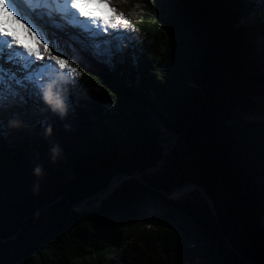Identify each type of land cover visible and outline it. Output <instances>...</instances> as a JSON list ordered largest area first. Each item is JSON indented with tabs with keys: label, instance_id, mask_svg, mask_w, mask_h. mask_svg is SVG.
<instances>
[{
	"label": "trees",
	"instance_id": "1",
	"mask_svg": "<svg viewBox=\"0 0 264 264\" xmlns=\"http://www.w3.org/2000/svg\"><path fill=\"white\" fill-rule=\"evenodd\" d=\"M148 3L124 13L135 27L114 30L125 39L95 55L100 70L71 63L82 75L67 78V123H49L61 166L43 115L21 144L0 121V264H193L194 248L199 264H264V15L255 0H176L167 14ZM133 173L150 186L132 177L77 206ZM188 182L221 228L206 199L168 196Z\"/></svg>",
	"mask_w": 264,
	"mask_h": 264
},
{
	"label": "snow or ice",
	"instance_id": "2",
	"mask_svg": "<svg viewBox=\"0 0 264 264\" xmlns=\"http://www.w3.org/2000/svg\"><path fill=\"white\" fill-rule=\"evenodd\" d=\"M53 4L56 5V11L66 15L69 24L87 33L90 38L107 32L109 28L135 27L123 13H117L107 0H0V58L5 64L19 66L18 71L22 73L18 75L16 71L0 64V106L16 101L26 102L24 92L43 98L41 88L49 75L56 73L53 70H64L73 77L82 75L68 59L62 58L63 53H52L49 43H53L58 52L60 46L48 41L45 33L34 22V16L42 14L39 11L41 7ZM51 11L49 7L46 14L51 15ZM80 17L87 19L81 20ZM93 26L100 32L93 31ZM107 43L104 41L103 45ZM14 46L17 49L15 51L12 50ZM88 46L94 50V55L111 58L110 49L100 42L92 40ZM45 55L49 62L36 64L37 60H44Z\"/></svg>",
	"mask_w": 264,
	"mask_h": 264
},
{
	"label": "rangeland",
	"instance_id": "3",
	"mask_svg": "<svg viewBox=\"0 0 264 264\" xmlns=\"http://www.w3.org/2000/svg\"><path fill=\"white\" fill-rule=\"evenodd\" d=\"M255 1L257 2L256 14L260 15L263 13V15H264V8L260 6V2L258 0H255ZM144 2L145 3L149 2L148 4H150L149 6L146 7L147 10L154 11L155 13H157V12L159 13L162 11V12H166V14H167V13H172V11L174 9V5L176 3V0H107V3L111 7H114L117 10V13H123V14L124 13L131 14V11L137 8L136 5L138 3H144ZM43 8L44 7H41L39 10H42ZM253 16H254V14L252 15V17ZM34 22H36L37 25L40 28H42V31L45 33L46 36L51 35L50 38L53 37V38L58 39L57 38V36H59V35H57L58 30L53 25H51L50 23H46L44 21H41V22L34 21ZM49 24L51 25V27ZM118 28H116V29L109 28L107 32H101V34L99 36L91 37V38L89 37V35L87 33H85V36L84 35L83 36L85 38L87 37L86 39L88 42L85 45L82 44L81 46H76L73 44H69L67 41H65L61 37V39L57 40L58 41L57 44L60 46L59 52L57 51V48L54 46L53 43H49V47L52 49L53 54L61 55V53H63L62 58L68 59L70 63H72L76 66H79L82 68L83 67H89L91 69L100 70V66L98 64V61L95 58V55H94V50L88 45H90L92 40H95L96 42H100L102 44V46H105V45H103L104 41H107L109 43V41L111 39H118L121 37L118 41H124L125 36H124V33L122 31H119L118 36H116V34H114V30H119ZM92 30L95 32H100V29H97L95 27H93ZM76 31L79 33L81 30L77 29ZM47 38H48V36H47ZM80 41H82V40L80 39ZM262 51L264 54V47L262 48ZM74 52H75V55H74ZM37 61L41 62L43 60H37ZM48 62L49 61L47 59V56L45 55L43 64H46ZM53 71H55L56 73H62L66 78H68V76H69L66 74V71H64V70L56 69ZM21 75H22V73H21ZM260 104H261V109H262L261 112L262 113L261 114L257 113V115L254 116V118L257 121L264 120V115H263L264 114V102H260ZM40 106H42V104L39 103V98L37 99V97H34L33 99L27 98L26 102H24V103L16 101V102L4 105V106H0V121L4 125V128L7 130V132L10 134V137H12L11 140L13 142L21 144V143H24V139L26 140L27 138L31 137L32 135H35L36 131H35V124L34 123L37 121L38 116L43 115V118L45 119L43 131H45V134L48 135L49 144L54 146V147H57L55 141L51 138L50 134L47 133V129L50 127L49 126L50 118H55L56 115H58V114H57V112H54L49 105H43L42 106L43 108H40ZM157 113L160 114L161 110H157ZM64 116H65V118L63 117L64 123H67L68 119L66 120V118H67L68 114L66 113V115H64ZM12 121H17L18 126H12V124L10 123ZM163 123H164L163 120L158 121V123L156 122L158 127ZM113 130H118V127L114 126ZM118 131H120V130H118ZM175 135L173 137L174 139H175ZM176 138H177V136H176ZM173 145H174V143H173ZM61 146L63 147V149L67 147L68 150H70V148L66 144H64L63 142H61ZM58 148H59V146H58ZM169 151H170V149L166 148V153H168ZM55 160H57L58 166L62 165V163L59 162L58 157H56ZM32 162L37 164L34 161H32ZM69 175H70V173H69ZM118 180H120V179H118ZM185 198H191L194 202L195 201H202V199L204 198V195L199 188L193 187V189H190V191L187 194L183 195L182 197H180L178 199H185ZM160 209H161L160 205L154 199H149V200H146L144 202V211L146 212V218H145L146 220L145 221H146L147 226H150V225L153 226L155 224L156 214L160 211ZM165 225L172 227L169 222H165ZM128 241H130V239ZM196 241L201 242V240L199 238H197ZM120 249H121V247H120ZM194 251H195V254H196L197 258L199 259V261L198 262L196 261L193 264L202 263V261L204 260V257L202 256L201 252L195 248H194ZM114 264H116V263H114Z\"/></svg>",
	"mask_w": 264,
	"mask_h": 264
},
{
	"label": "bare ground",
	"instance_id": "4",
	"mask_svg": "<svg viewBox=\"0 0 264 264\" xmlns=\"http://www.w3.org/2000/svg\"><path fill=\"white\" fill-rule=\"evenodd\" d=\"M258 1L260 2V6L264 8V4H263L264 0H258ZM49 7L52 9L51 15L46 14ZM39 11L42 14L38 15V16H34V21H37V22L44 21L46 23H50L51 25H53L58 30L57 35H59V36L56 35L58 39H61V37H62V39L67 41L69 44H73L76 46H81L82 44L85 45L88 43L87 39H86L87 37L86 38L84 37L85 33H83L82 31H80L78 33L76 30L79 28H76V27L72 26L71 24H69L67 22L66 15L64 13L56 11V5L55 4L44 7L42 10H39ZM73 11H75V10H73ZM80 19L85 20L87 18L80 17ZM51 25H50V27H51ZM41 30H42V28H41ZM47 36H48V40L50 39L51 41H54L56 44L58 43V41H57L58 39L53 38V37L50 38L51 35H47ZM80 39L82 41H80ZM32 59H35V58L33 57ZM43 62H44V60L41 62L36 61V64L42 65ZM0 64H2L6 68H11L12 71H16L18 75H21V72L18 71L19 66H15V65L8 66L7 64L4 63V61H0ZM169 136H170V134L167 135L166 138ZM117 181H118L117 179H114L113 181H111V183H110L111 189L116 187ZM190 189H193V187L180 188L173 194V197L178 199V198L182 197L183 195L187 194L190 191Z\"/></svg>",
	"mask_w": 264,
	"mask_h": 264
},
{
	"label": "clouds",
	"instance_id": "5",
	"mask_svg": "<svg viewBox=\"0 0 264 264\" xmlns=\"http://www.w3.org/2000/svg\"><path fill=\"white\" fill-rule=\"evenodd\" d=\"M68 82L69 81L62 73H54L49 75L43 87L41 88L42 97L45 103L48 104L54 112L59 113L62 117L67 113L68 106L65 102L66 101L65 86ZM10 123L12 124V126H18L17 121H12ZM51 131L52 129L51 127H49L47 129V133L51 134ZM162 138L165 139L166 135L163 134ZM168 140H167L168 143L172 145L170 137ZM52 152H53V159L55 160V158L59 154L58 146L54 147L52 149ZM34 171L36 175L42 174V169L40 167H37Z\"/></svg>",
	"mask_w": 264,
	"mask_h": 264
},
{
	"label": "water",
	"instance_id": "6",
	"mask_svg": "<svg viewBox=\"0 0 264 264\" xmlns=\"http://www.w3.org/2000/svg\"><path fill=\"white\" fill-rule=\"evenodd\" d=\"M169 145H170V143L166 144L165 147H166V148H169ZM132 177L138 179V180L141 181L143 184H145V185H147V186H150L147 182H145V181L140 177V174H138V173H133V174H121V175H120V174H117V175H115V176L111 179V181H113L114 179H117V180L120 179V180L117 181V185H116V187H114L113 189H111V188H110V183H111V181H110L109 184H108L105 188L101 189L100 191H98V192L95 193L94 195H92V196L88 197L87 199L83 200L82 202L78 203L77 206H78V207H82V206L87 205L88 203L94 202L95 200H102V199L106 198L107 195L110 194V193H112L115 189H117V188L123 183V181L128 180L129 178H132ZM183 187H197V188H199V189L201 190V192H202L203 195H204V198L208 201V203H209V205H210V207H211V210H212V212H213V214H214V217H215V219H216V222H217L218 226L221 228L220 218H219V215H218V213H217V211H216V209H215V206H214V203H213V199H212V198L206 193V191H205V189H204L203 187L197 185L196 183L188 182V183H186V184H183V185L178 186L177 188H175L170 194H168V196L174 198V197H173V194H174L178 189L183 188ZM174 199H175V198H174ZM55 202H56V201H53L50 205L46 206L45 208H49V207H51L53 204H55ZM0 241H2V239H0ZM228 244H229V247L232 248V249L235 251V253H237L238 255H241L237 250H235V249L233 248V246H232L229 242H228Z\"/></svg>",
	"mask_w": 264,
	"mask_h": 264
}]
</instances>
